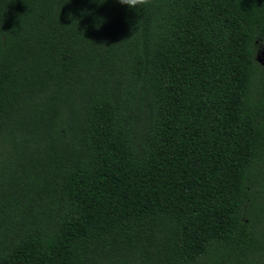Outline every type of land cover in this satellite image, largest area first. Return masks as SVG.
<instances>
[{
	"label": "trees",
	"instance_id": "trees-1",
	"mask_svg": "<svg viewBox=\"0 0 264 264\" xmlns=\"http://www.w3.org/2000/svg\"><path fill=\"white\" fill-rule=\"evenodd\" d=\"M264 0H0V264H264Z\"/></svg>",
	"mask_w": 264,
	"mask_h": 264
},
{
	"label": "clouds",
	"instance_id": "clouds-1",
	"mask_svg": "<svg viewBox=\"0 0 264 264\" xmlns=\"http://www.w3.org/2000/svg\"><path fill=\"white\" fill-rule=\"evenodd\" d=\"M119 2L130 8H137L139 5L147 4L148 0H119Z\"/></svg>",
	"mask_w": 264,
	"mask_h": 264
},
{
	"label": "water",
	"instance_id": "water-1",
	"mask_svg": "<svg viewBox=\"0 0 264 264\" xmlns=\"http://www.w3.org/2000/svg\"><path fill=\"white\" fill-rule=\"evenodd\" d=\"M255 58L260 64L264 66V47L257 52Z\"/></svg>",
	"mask_w": 264,
	"mask_h": 264
}]
</instances>
